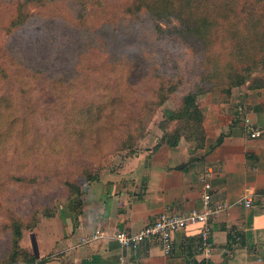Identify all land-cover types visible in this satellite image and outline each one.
Here are the masks:
<instances>
[{
  "label": "rangeland",
  "instance_id": "1",
  "mask_svg": "<svg viewBox=\"0 0 264 264\" xmlns=\"http://www.w3.org/2000/svg\"><path fill=\"white\" fill-rule=\"evenodd\" d=\"M153 3L0 0V264L40 255L39 240L54 249L125 156L183 129L203 142L180 118L185 97L211 149L248 120L264 149V0ZM240 71L251 76L236 84Z\"/></svg>",
  "mask_w": 264,
  "mask_h": 264
},
{
  "label": "crops",
  "instance_id": "2",
  "mask_svg": "<svg viewBox=\"0 0 264 264\" xmlns=\"http://www.w3.org/2000/svg\"><path fill=\"white\" fill-rule=\"evenodd\" d=\"M224 132L223 128L218 139ZM247 135L233 131L221 144L214 137L217 142L211 149L208 129L202 148L183 137L176 147L163 142L125 156L93 184L94 194L79 215L78 225L58 237L51 248L56 256L44 264H264V149L251 147L253 141ZM203 174L209 175L214 200L231 204L213 222L210 257L200 249L198 225L174 235L171 256L157 244L144 243L130 250L110 236L83 241L98 229L109 235L118 230L139 231L168 207L182 213L200 207ZM247 194L253 198L252 207L236 204ZM38 245L41 256L51 250L43 240Z\"/></svg>",
  "mask_w": 264,
  "mask_h": 264
},
{
  "label": "built area",
  "instance_id": "3",
  "mask_svg": "<svg viewBox=\"0 0 264 264\" xmlns=\"http://www.w3.org/2000/svg\"><path fill=\"white\" fill-rule=\"evenodd\" d=\"M246 132L253 139L262 135V130L251 125L249 120ZM201 182L203 184V193L200 207L184 213L168 207L159 214L157 219L145 225L139 231L118 230L109 235L107 231L98 229L90 237L84 238L83 241L88 242L89 240L110 236L123 248L130 250H137L144 243L157 244L161 246L165 255L171 256L174 251V235L189 226L198 225L200 249L205 257H210L214 248L212 238L213 222L216 217L226 212L231 207V204L214 200L213 187L208 174L202 175ZM236 204L250 208L253 206V198L250 194L244 195L236 201Z\"/></svg>",
  "mask_w": 264,
  "mask_h": 264
},
{
  "label": "trees",
  "instance_id": "4",
  "mask_svg": "<svg viewBox=\"0 0 264 264\" xmlns=\"http://www.w3.org/2000/svg\"><path fill=\"white\" fill-rule=\"evenodd\" d=\"M144 1L147 4H148V2H151V4L154 2L153 4H155V2L157 0H144ZM161 9L162 10L160 11L159 16H160V18H165L166 14L165 13H161V12H163V8H161ZM258 22H259V20L256 19L255 20V24H257ZM183 24H185V22ZM189 25L187 24L184 28L186 30L190 31L191 33H193L196 36L205 35L206 31H200V29L196 25H194V27L193 26H189ZM258 28H259V26H258ZM255 39L256 38L254 37V40ZM261 42L258 39H256V44L257 43L262 44L261 49H262V51H264V43H261ZM249 57L254 59V60L255 59H259L261 57L260 45H258V51H257L256 57H251V56H249ZM250 76H251V74L242 73L240 71L239 73H237V76L233 80H234V83L240 84L243 81H246V78L250 77ZM5 77L7 78V76H4V79H5ZM194 104H195V98L193 96L185 97V99H184V109H182V111L179 112V115H180V118L181 117H187L188 120H189L188 123H191V122H193V120H196L199 123V127L202 129V135H203V138L205 140V135H204V131H203V125H202L203 115L201 114V112L199 111V108L197 106L194 109H192L190 107L191 105H194ZM183 130H187V129H183ZM183 130H182L181 134L178 132L175 136H173L171 138L167 137L165 140L163 139L164 137L162 136V138L160 139V142L157 143V145L154 148L159 147L163 142L169 144L171 147L178 146V144L180 143V141L182 140L183 137H185V139H186V136H185L186 132H183ZM223 139H224V134H221L220 138L218 139V144H221L223 142ZM193 140H195V139H193ZM204 140L201 143H199V142L198 143H194L193 142V143L196 145L197 148H198V146H199V148L200 147H204V146H206ZM188 141L192 142L190 140H188ZM14 230H15L14 233H15L17 238H19V237H21L23 235V232H22L20 226H18V225L15 226ZM55 256L56 255L48 254L46 256L40 257V255H37L36 252L35 253H31V255H29L28 257H25L24 264H44V263L50 261L51 259H53Z\"/></svg>",
  "mask_w": 264,
  "mask_h": 264
}]
</instances>
